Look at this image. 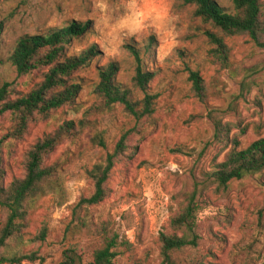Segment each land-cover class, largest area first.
<instances>
[{"label": "rangeland", "instance_id": "obj_1", "mask_svg": "<svg viewBox=\"0 0 264 264\" xmlns=\"http://www.w3.org/2000/svg\"><path fill=\"white\" fill-rule=\"evenodd\" d=\"M217 1L233 12L234 0ZM195 11L184 0H0V88L9 85L10 99L37 89L52 67L19 75L9 60L22 38L88 23L89 32L73 41L68 56L97 49L90 63L65 77L67 87H79L73 101L36 113L23 133L11 112L0 116L5 188L26 176L27 155L39 141L59 138L43 163L59 170L55 190L30 210L20 239L9 242V255L41 258L22 264H60L64 250L78 244L89 260L110 236L124 244L116 264H162L161 234L175 233L172 219L198 185L200 245L178 253V260L264 264V173L222 191L208 178L235 145L243 150L264 138V38L225 36ZM209 32L224 39L225 53L216 51ZM128 46L138 49L143 70L154 74L146 92L134 85L137 60ZM112 64L119 69L115 82L129 93L137 114L108 105L99 93V73ZM123 137L127 150L115 159L107 198L80 206L95 191L90 172L106 164ZM5 219L0 212V230Z\"/></svg>", "mask_w": 264, "mask_h": 264}, {"label": "trees", "instance_id": "obj_2", "mask_svg": "<svg viewBox=\"0 0 264 264\" xmlns=\"http://www.w3.org/2000/svg\"><path fill=\"white\" fill-rule=\"evenodd\" d=\"M184 2L195 6L196 16L225 36L247 35L256 42L264 38V0H234L233 12H228L217 0H184ZM89 29L88 23L73 22L49 34L28 36L19 41L9 60L19 75H27L40 67L52 66L41 85L22 98L10 99L9 85L0 88V116L8 112L15 115L20 121L19 132L25 131L36 113L47 114L76 98L79 87H67L65 77L71 76L75 71L90 63L96 56L97 49L93 46L81 55L72 56H68L67 49L76 38L88 33ZM1 31L0 26V33ZM207 35L217 47L216 51L225 53L227 47L224 39L212 32ZM128 47L132 49V54L137 60L134 85L146 92L154 79V74L143 70V62L138 49ZM146 51L147 53L153 52L151 44L146 47ZM118 71V66L115 64L108 65L105 70H101L99 93L106 99L108 105L122 104L132 113L137 114L134 104L128 97L129 93L123 91L115 82ZM193 79L196 86L200 88V77L193 74ZM57 88H64V90L51 97L47 96L49 92ZM151 100L150 96L144 100L147 112L152 105ZM97 140L103 147L105 146L103 139L97 138ZM125 140L126 137H123L115 153L108 156L106 164L96 166L90 172L95 191L87 199L80 200V206L86 208L96 206L107 198L106 184L115 159L127 150ZM58 142L59 138L56 136L39 141L27 155L26 176L5 188L1 186L3 159L2 142L0 141V212L6 215L4 227L0 230V264H22L25 261L35 263L41 260L36 254L9 255L6 250L10 241L20 239L21 227L30 210L35 208L43 195L55 190L57 184L54 177L59 170L57 167H45L43 163ZM262 173H264V138L243 150H238L235 145L226 161L216 166L213 173L208 174V178L210 184L217 186L216 190L222 191L226 190L233 181ZM199 194L200 189L197 185L195 191L189 196L185 209L172 219L171 225L175 233L161 234L162 264H184L178 260L176 255L187 249L199 247L201 240L197 230V217L201 206L198 200ZM42 239H45L43 234ZM125 245L128 246L129 242L125 241ZM122 248L124 244L119 241L118 237L106 236L89 260L85 259L79 245L75 244L64 250L60 264H116V259L122 254Z\"/></svg>", "mask_w": 264, "mask_h": 264}]
</instances>
